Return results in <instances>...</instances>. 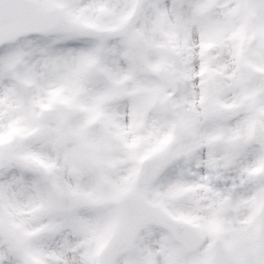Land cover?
Instances as JSON below:
<instances>
[{
  "label": "snow or ice",
  "instance_id": "obj_1",
  "mask_svg": "<svg viewBox=\"0 0 264 264\" xmlns=\"http://www.w3.org/2000/svg\"><path fill=\"white\" fill-rule=\"evenodd\" d=\"M0 264H264V0H0Z\"/></svg>",
  "mask_w": 264,
  "mask_h": 264
}]
</instances>
